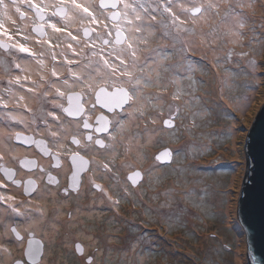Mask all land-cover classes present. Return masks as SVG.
Wrapping results in <instances>:
<instances>
[{"label":"rangeland","instance_id":"1","mask_svg":"<svg viewBox=\"0 0 264 264\" xmlns=\"http://www.w3.org/2000/svg\"><path fill=\"white\" fill-rule=\"evenodd\" d=\"M21 1L23 6L28 5L29 13L20 9L16 22L5 27L0 2V62L5 72L11 67L12 54L28 55L26 34L20 38L15 31L27 18L22 13L35 15V10L30 14V4ZM68 1L78 5V0H57L49 11L38 0L34 7L47 14ZM102 1L101 8L111 9L110 0ZM181 1L125 0L124 7L119 0L120 17L113 24L108 23V9L99 10L94 5L88 16L86 1L78 10L79 18L69 14L81 24L68 23L78 28L80 37L88 36L89 45L95 47L92 55L84 56L85 66L97 59L93 68H99L110 62L109 58L113 66L120 61L116 55H123L119 49L129 50L134 44L143 50L137 56L127 52L129 60L116 64L122 72L106 73L103 79L113 82L118 76L122 83L132 84L126 150L129 160L147 178L138 190L127 195L121 208L115 206L96 219L91 216L81 220L74 214L75 222L69 230L55 221L59 215L46 216L41 221L42 231L38 230L48 243L44 264H85L74 256L77 243L84 245L88 254L94 255L97 248L98 264H250L247 236L236 211L247 170L243 146L264 104V0H188L184 5ZM233 13L242 16L240 39L228 43L225 31L234 21ZM48 22L45 27L52 45L46 44L44 49L34 46L28 56L40 59L49 51L55 62V51L62 52L64 40L76 36V32L50 34ZM51 25L59 27L58 22ZM129 25L134 26L135 39L130 36ZM34 26L32 17L28 29L32 32ZM118 29L126 33L124 39ZM198 33L204 35L203 40ZM187 36L194 37L198 44L190 46ZM47 38L42 41L47 42ZM111 38L116 43L108 47ZM211 48L218 51L214 59ZM117 49V54L112 53ZM30 58L25 60L33 65ZM71 65L63 63L64 70ZM0 88V106H4V96L11 95V86ZM3 118L6 125L12 123L9 112ZM31 122L33 126L37 123L32 117ZM171 122L172 127L165 126ZM28 126L15 127L12 134L36 133L32 125ZM49 141L58 154L70 152L68 140ZM6 144L5 139L0 155L9 161L13 154L6 156L7 148H13V144ZM168 151L169 163L165 156ZM78 203L73 200L60 206L66 209Z\"/></svg>","mask_w":264,"mask_h":264},{"label":"flooded vegetation","instance_id":"2","mask_svg":"<svg viewBox=\"0 0 264 264\" xmlns=\"http://www.w3.org/2000/svg\"><path fill=\"white\" fill-rule=\"evenodd\" d=\"M35 1L37 0H27L31 7L30 14L35 10V15H29L30 22L32 17L35 19V26L32 32L30 29L28 31L39 41L48 36L45 23L49 21L50 16L56 20L52 19L48 23L61 24V20H65L69 14L72 16L75 14L79 18L78 10L86 5L84 0H78V5L68 1L57 5V9L52 13L46 14V11L39 6L34 7L37 6ZM39 1H43L50 11L51 4H46L44 0ZM99 2L100 0H89V5H86L88 16L91 15L89 9L94 5L99 10L108 9V7L101 8L104 2L102 5ZM109 3L112 1L110 0ZM118 8L119 3L116 11L120 17ZM22 15L24 18L28 16L23 13ZM106 17L108 23L113 24L115 16L112 9L107 10ZM66 20L69 22L70 17ZM68 22L65 26L59 25L58 29L62 33L74 28L71 22ZM47 28L50 34L57 33H52L50 26ZM75 29L76 36H79L78 28ZM118 30L124 39L126 33L121 29ZM81 38L89 42L88 36L82 35ZM66 41L68 43L69 40ZM108 42V47L116 43L112 38L108 39ZM10 59L12 67L14 54ZM60 59L62 65L64 58L60 57ZM95 60L97 59L87 64L89 65L87 69L68 68L62 70V73H58L54 62H51L48 80L38 92L40 103L35 109L29 108L30 122L32 117L37 123L35 126L32 122L28 125H32L36 133L19 131L11 133L6 138V146L13 144V148H7L6 156L13 155L9 161L0 155L2 194L0 197V264H44L48 243L39 231H42L41 221L46 219V216L59 215L60 219L55 221L63 229L69 230L70 224L75 222L74 214L81 220L91 216L96 219L115 206L121 208L120 205L127 199V195L138 190L147 178L141 168L132 164L133 161L129 160L126 150L125 136L129 123L127 111L134 96L131 90L132 84L122 83V78L118 76L113 79V82L111 80L105 82L104 74L113 73L116 70L114 72L116 75L122 70L112 69L110 58L108 59L110 62L105 65L93 68ZM10 68L7 72L11 71ZM4 72L5 70L1 69L0 81L3 87H5L6 79L1 80V74ZM60 79L69 81L71 84L64 88L59 86L58 94L52 91L49 94L46 93L48 85ZM76 79L80 85L77 84ZM65 94L68 96H64ZM22 98L23 95L15 91V99L18 103L14 104V108L21 107ZM59 98L63 99L57 102ZM9 115L11 118L15 117L11 113ZM19 128L29 129V127ZM49 138L54 141L68 140L71 148L67 150L70 152L64 156L58 154L53 150V144ZM16 152H20L21 155L19 153L15 156ZM118 166L122 168H117ZM140 177L141 182L139 181V185L135 187L134 182H137ZM118 188L123 190L125 195L121 194ZM73 200L79 201L74 207L65 209L60 206L62 202L70 205ZM81 200L84 202L82 203ZM58 210L63 212L58 214ZM105 216L107 218V215ZM37 241L41 244L40 254L27 257V252L39 248ZM82 248V254H74L76 259L82 260L85 264H98L95 260L97 248L94 250V255L88 254L84 245ZM86 260L90 261L87 263Z\"/></svg>","mask_w":264,"mask_h":264},{"label":"bare ground","instance_id":"3","mask_svg":"<svg viewBox=\"0 0 264 264\" xmlns=\"http://www.w3.org/2000/svg\"><path fill=\"white\" fill-rule=\"evenodd\" d=\"M44 1L46 4L53 5L57 0H44ZM84 1H86L87 5H89L88 0H84ZM0 2L2 3V10L4 12V27L8 26V25L12 26L13 22L14 21L16 22L18 11L20 9H25L29 13L28 5L23 6L24 4L22 3L21 0H1ZM187 3H189L188 0H182L180 2L181 5H184ZM123 5L125 7V0H123ZM71 16H70L69 22L75 23L76 25L81 24L76 18H73ZM181 16L185 17L183 14H181ZM232 16L234 17V21L233 22L230 21V24L227 26L229 31H225L228 43L237 42L240 39V26H241L240 20H241L242 16L234 15V13ZM52 19L56 20V18H54L53 16H50L49 22ZM28 22L30 23L29 15L27 16V19L25 21L20 23L18 29L15 31V32H17V35L20 36V38L22 37V35H21L22 33L26 34L25 49H26L28 55H30L34 51V46H37L38 49H44V46H46V44L52 45V42L50 40H48V38H47V42H45V41H39L36 36L33 37V35L31 33H29V31H28ZM67 22H68V20H66V21L61 20V22H60L61 24H59V25L65 26L67 24ZM48 24L52 28V33H56V32L60 31L57 28H53L51 23H48ZM262 25L264 28V22L262 23ZM133 27L134 26L129 25V32H130V36H132V38H134V35H135V29ZM75 31H76L75 28L68 29V33H70V34H72ZM198 37L200 40L204 39V35L199 34V33H198ZM187 38L190 40L188 42L190 46L193 43L198 44V42L195 41L194 37H188L187 36ZM67 39L69 41H68V43H66L67 41L64 40L65 45L62 48V52L57 53L55 51V53H54V55L57 56V58L54 59L55 69L57 70V72L62 73V70H64L63 64L61 65L60 57L64 58V63L65 62H68V63L73 62V65H71L72 68L73 67L79 68V69L89 68V65L85 66L84 62L82 60L84 59V56H89V55L93 54V51L95 50L94 45L92 47L91 45H89V42L87 40L82 39L79 36H74V37L69 36ZM69 49H70L71 53L69 52ZM120 50L121 49H119V53L123 54V55H116V58H118L120 61L119 62L115 61V64L113 66L111 65L112 67L110 66L112 69H116V64H120V63L124 62V60H126V61L129 60V58L127 56H125L127 52L133 53L136 56L141 55V53L143 52V50H140L136 46V44L132 45L129 48V50L128 49L122 50V51H120ZM24 53H26V52L24 51ZM112 53L117 54V51L113 50ZM217 53H218V51L216 48H211V54L210 55H211L212 59H214V57L217 55ZM28 55L25 56L23 54V52H18L17 54H15L14 55L15 57L12 61L13 65L10 68L11 71L4 72L3 74H1V76H3L2 78L6 79V83H5L6 88H7V85L11 86V95L8 94V95L4 96V99L6 101L3 100L2 103L4 104V106H0V109L5 107L2 109V112H0V145L1 146L3 145V141L7 138V136L11 135V133L13 132V128H15V127L28 128L29 127L28 124H31L30 116H29V114H30L29 108H35L38 105V103H40L38 101V96H39L38 92H39V90L42 89V86L47 82V80H48L47 78L50 74L49 68H50V64L52 62V57H51V54L49 53V51L48 52L45 51V56L40 58V60L39 59H32ZM25 58H30L33 61V65L31 64L32 62L30 60H25V62H22ZM212 61H214V60H212ZM30 64H31V66H24V65H30ZM1 69H4V67H3L2 63L0 62V73H1ZM66 69H67V67H66ZM76 82L78 85H80L78 79H76ZM1 84L2 83L0 81V85ZM70 84H71V82H69V81H63L61 79L59 81L55 80L54 82H52V85H48V88L46 89V93L49 94L52 91L55 94H58L59 93V86H61V88H64ZM15 91H17L23 95V98L21 99L22 105L20 108H14L13 107L14 104L18 103L14 97ZM0 93H1V88H0ZM64 96H68V95L65 94ZM62 99L63 98H59L56 101L58 102ZM244 107H246V106L244 105ZM7 112H9L15 116L14 118H12L15 121L12 120V123L10 125H6V121L3 118V115H6ZM156 116H157V118H159L158 115H156ZM1 118H3V119H1ZM2 126H5V127H2ZM233 181H234V179H233ZM236 216H237V211H236ZM237 220H238V218H237Z\"/></svg>","mask_w":264,"mask_h":264},{"label":"water","instance_id":"4","mask_svg":"<svg viewBox=\"0 0 264 264\" xmlns=\"http://www.w3.org/2000/svg\"><path fill=\"white\" fill-rule=\"evenodd\" d=\"M113 21H117L119 13L116 11L119 0H111ZM102 0L99 4L102 5ZM199 11V10H198ZM197 11V12H198ZM252 128L248 131L244 143V154L246 160L245 173L237 202V218L247 236V260L250 264H264V104L261 106ZM174 122L165 124L172 127ZM167 163L171 162V154L166 153ZM158 160H161L158 157ZM141 178L134 182V185ZM33 251L27 252V257L39 255L41 244L37 241ZM77 253L82 254V245L75 244ZM90 260H87L89 262Z\"/></svg>","mask_w":264,"mask_h":264},{"label":"trees","instance_id":"5","mask_svg":"<svg viewBox=\"0 0 264 264\" xmlns=\"http://www.w3.org/2000/svg\"><path fill=\"white\" fill-rule=\"evenodd\" d=\"M87 261V260H86ZM88 263V262H87Z\"/></svg>","mask_w":264,"mask_h":264}]
</instances>
